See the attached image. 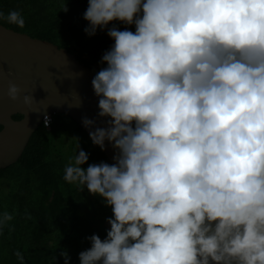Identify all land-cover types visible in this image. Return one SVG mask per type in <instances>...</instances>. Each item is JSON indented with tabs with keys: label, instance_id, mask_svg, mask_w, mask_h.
Wrapping results in <instances>:
<instances>
[{
	"label": "clouds",
	"instance_id": "clouds-1",
	"mask_svg": "<svg viewBox=\"0 0 264 264\" xmlns=\"http://www.w3.org/2000/svg\"><path fill=\"white\" fill-rule=\"evenodd\" d=\"M84 19L89 36L113 21L135 32L108 29L92 80L110 120L89 136L115 163L85 170L80 150L65 168L113 212L80 264H264V0H89Z\"/></svg>",
	"mask_w": 264,
	"mask_h": 264
},
{
	"label": "trees",
	"instance_id": "trees-1",
	"mask_svg": "<svg viewBox=\"0 0 264 264\" xmlns=\"http://www.w3.org/2000/svg\"><path fill=\"white\" fill-rule=\"evenodd\" d=\"M88 3L0 0V25L66 49L97 74L107 67L102 57L114 45L108 29L135 32V25L113 21L89 36L85 32L89 24L84 19ZM12 11L23 16L22 28L8 22ZM20 119L22 116H14V120ZM51 127L41 125L19 161L0 170V218L5 213L12 216L0 224V264H65V252L69 264H80L79 254L91 247L89 238L98 235L103 241L110 230L100 196L64 179L69 164L54 150ZM95 146L98 161L93 164H111ZM89 165L92 163H86L84 169Z\"/></svg>",
	"mask_w": 264,
	"mask_h": 264
},
{
	"label": "water",
	"instance_id": "water-1",
	"mask_svg": "<svg viewBox=\"0 0 264 264\" xmlns=\"http://www.w3.org/2000/svg\"><path fill=\"white\" fill-rule=\"evenodd\" d=\"M95 75L66 49L0 25V170L19 161L48 114L69 117L88 136L96 128L108 127L110 118L98 115ZM10 83L21 90L17 101L7 95ZM24 95L33 97L30 107L24 105ZM17 115L22 119L14 120ZM85 118L94 121L91 128L85 127ZM102 152L115 163L117 150L112 144L105 141Z\"/></svg>",
	"mask_w": 264,
	"mask_h": 264
},
{
	"label": "rangeland",
	"instance_id": "rangeland-1",
	"mask_svg": "<svg viewBox=\"0 0 264 264\" xmlns=\"http://www.w3.org/2000/svg\"><path fill=\"white\" fill-rule=\"evenodd\" d=\"M54 122L51 127V140L55 152L60 155L68 164L74 162L75 157L83 150L88 155L87 163L98 161V150L90 137L78 128V125L69 117L62 114L53 116ZM85 164L82 165L84 168ZM97 196V195H94ZM102 212L106 219L113 218L112 208L106 205L103 198Z\"/></svg>",
	"mask_w": 264,
	"mask_h": 264
},
{
	"label": "built area",
	"instance_id": "built-area-1",
	"mask_svg": "<svg viewBox=\"0 0 264 264\" xmlns=\"http://www.w3.org/2000/svg\"><path fill=\"white\" fill-rule=\"evenodd\" d=\"M46 119H47L48 122L45 121ZM53 122H54L53 115L48 114V115L43 117L42 125L45 128H50L52 126Z\"/></svg>",
	"mask_w": 264,
	"mask_h": 264
}]
</instances>
